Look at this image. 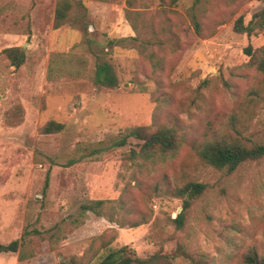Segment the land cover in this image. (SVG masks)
<instances>
[{
  "label": "rangeland",
  "instance_id": "rangeland-1",
  "mask_svg": "<svg viewBox=\"0 0 264 264\" xmlns=\"http://www.w3.org/2000/svg\"><path fill=\"white\" fill-rule=\"evenodd\" d=\"M58 1L0 0V244L24 238L20 259L0 253V264H96L122 246L139 258L160 251L172 264H190L187 257L198 255L238 264L249 248L262 252L264 157L226 174L199 165L188 141L202 139L208 124L222 129L260 80L244 49L263 47L264 32L237 34L233 25L240 16L247 22L264 0H202L195 11L199 34L189 15L192 0H83L84 10L77 5L54 28ZM131 24L138 32L144 25L166 29L176 43L154 75L135 49L102 50L106 39L136 36ZM5 49L23 53L18 68ZM97 57L111 61L117 88L92 83ZM165 95L170 104L156 110ZM169 111L186 143L138 186L137 164L125 160L137 142L106 147L129 128L173 126ZM49 122L62 130L44 132ZM244 123L246 144L264 143V98ZM176 175L206 185L180 228L172 220L181 202L148 187ZM120 197L131 206L120 224L81 208L93 200L115 205Z\"/></svg>",
  "mask_w": 264,
  "mask_h": 264
},
{
  "label": "trees",
  "instance_id": "trees-1",
  "mask_svg": "<svg viewBox=\"0 0 264 264\" xmlns=\"http://www.w3.org/2000/svg\"><path fill=\"white\" fill-rule=\"evenodd\" d=\"M83 0H59L54 14V28H58L66 23L70 18V13L74 11L76 6H80L83 10ZM164 1V0H163ZM202 0H192L190 8V19L192 27L196 34L200 33V24L195 11L198 9ZM170 5H174L177 0H168ZM127 6H130L126 1ZM85 12V11H84ZM129 11L125 12L128 19ZM74 15H71V19ZM85 19V13L82 16ZM133 31L137 32L134 37H126L120 39H106L102 50H112L115 47H127L135 49L137 53L149 65L151 74H155L163 69V56L166 52L173 53L176 43H170L173 37H167L168 31L163 28L157 30L148 29L144 25L141 32L137 31V27L131 24ZM233 31L237 34H246L247 36L264 32V7L256 11L247 22L244 17H238L233 25ZM148 35V36H146ZM4 54L9 59L10 64L18 68L24 61L23 53L17 49H5ZM245 55L249 57L248 66L252 67L260 76V80L248 93L245 102L241 108L235 112H231L226 117L224 126L220 130L213 129L210 124L207 125L205 135L200 140H191L189 148L192 151L197 163L204 167H210L214 170L230 174L234 172L242 163L248 161H256L264 157V143L246 144L242 138L240 126H244L250 112L264 98V46L254 51L250 47L244 49ZM92 83L100 88L115 89L118 87V79L114 72V67L108 59L96 58L94 70L92 73ZM207 80H203L199 87L205 86ZM156 110L160 105H169L168 96L157 99ZM179 106L177 105L176 108ZM17 113V110L15 111ZM167 116L174 123L173 126H167L158 123L150 126H137L121 131L118 137L106 149H120L129 144V140L136 141V150L129 149L126 159L137 164L139 177L135 179V183L139 186L147 176L154 172V168L163 165L168 160L175 157L179 147L186 143L187 135L181 131L180 120L169 111ZM11 122V123H9ZM13 117L7 116V123L12 124ZM63 125L49 122L44 127V132L53 133L61 131ZM151 186V187H150ZM152 191L164 190L165 193L181 202V212L176 215L172 223L176 228H180L183 224L184 212L198 199L205 191L206 185L190 179L180 178L177 175L171 181L166 176H162L160 181L153 185H148ZM130 199L120 197L115 205H107V201L93 200L87 204H83L81 208L85 211L92 212L96 216L106 217L109 221L120 224V217H125L131 213V206L128 202ZM139 223H131V226H138ZM26 234V233H25ZM28 234V233H27ZM23 236L19 240H14L8 244H0V253H19L21 257L20 247L22 245ZM181 254L182 251H181ZM190 264H215L202 255L197 257H187ZM96 264H172L168 255L159 252H153L145 258H139L128 247L122 246L117 249L109 248ZM238 264H264V250L257 252L253 248H249L239 259Z\"/></svg>",
  "mask_w": 264,
  "mask_h": 264
}]
</instances>
